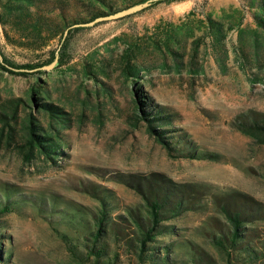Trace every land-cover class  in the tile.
<instances>
[{
    "label": "rangeland",
    "instance_id": "1",
    "mask_svg": "<svg viewBox=\"0 0 264 264\" xmlns=\"http://www.w3.org/2000/svg\"><path fill=\"white\" fill-rule=\"evenodd\" d=\"M108 1L119 10L126 2ZM255 1L191 0V6L189 0L155 2L131 16L75 30L66 62L54 70H33L27 75L0 70V104L7 98H26L34 87L39 103L58 105L69 118L64 125L31 103L27 111L61 137L63 153L56 162L40 157L28 163L19 153L0 149V186L10 183L24 194L55 195L58 210L73 202L94 213L99 201L86 186L110 189L120 205L111 213L115 216L124 212V205L142 201L135 191L111 179L115 173L161 172L177 182L202 183L210 191L204 205L165 223L171 228L155 244L158 252L169 245V253L162 248V257L169 254L171 264H189V246L194 242L216 264H264V257L253 263L244 254L227 257L210 243L208 233L213 217L224 220L214 205V194L242 192L264 202V145L231 127L244 111L264 112V29L256 18L264 16V10ZM82 13L73 10V14ZM208 17L224 24V39L208 35ZM230 26L236 29L229 30ZM192 30L198 41L187 40ZM167 32L174 35L171 47L180 54V62L154 48V40L164 41ZM0 47L18 64L37 58L28 50L7 45L1 24ZM126 52L133 53L144 68L138 82L123 75ZM134 89L165 107L172 126L186 132L199 150L215 153L216 159L170 157L148 133L145 122L136 125ZM72 214L71 225L67 216L55 214L51 220L30 205L2 217L0 246L5 253L0 264H93V258L76 257L66 240H82L89 227L83 219L91 220V215ZM253 226L264 230V222ZM113 241L107 260L118 253L116 264H140L137 255ZM79 252L84 253L82 246Z\"/></svg>",
    "mask_w": 264,
    "mask_h": 264
},
{
    "label": "trees",
    "instance_id": "2",
    "mask_svg": "<svg viewBox=\"0 0 264 264\" xmlns=\"http://www.w3.org/2000/svg\"><path fill=\"white\" fill-rule=\"evenodd\" d=\"M147 1L126 0L123 8L119 10L108 0H0V24L6 44L28 50L37 57L30 63L18 64L10 60L0 47V53L3 55L0 70L2 73L13 75H27L33 70L44 73L37 69L49 65L57 54L59 67L66 62V49L72 33L80 28L74 27L75 25L89 23L99 17ZM175 1L181 0H165L158 3ZM255 3H260L261 9L264 10V0H256ZM74 9H80L83 13L73 14ZM256 18L259 27L264 29V16L258 15ZM241 23L242 21L238 26ZM206 25L209 36L218 40L225 38V26L222 22L208 17ZM234 29L236 28L229 27V30ZM188 35L187 40H199L193 30ZM173 37L174 35L167 32L164 41L154 40V48L166 55H173L175 61L180 62L177 59L180 54L171 47ZM55 42L57 47H53ZM137 61L138 58L133 53L126 52L121 67L127 80L138 82L142 78L144 68ZM87 70L97 76L95 72H90L88 66ZM36 93L37 90L32 87L26 98L12 97L1 102L0 149L15 151L28 163L40 157L56 162V156L63 153L60 151L61 137L50 133L27 108H31L33 103L39 107L40 112L52 119H58L64 125L69 118L58 105L48 101L39 103L41 98ZM134 93L138 111L136 125L145 122L148 133L167 150L170 157L216 159L215 153L199 150L186 132L172 126L173 118L165 107L155 103L148 94L139 89H134ZM23 111L24 117L21 116ZM231 127L249 137L255 144L264 145V112L254 109L244 111L234 118ZM111 179L135 191L142 201L137 205H124V212L113 216L111 213L120 206L114 192L110 189L86 186V191L99 201L97 213L73 202H68V205L64 203L66 209L58 210L56 206L60 202L55 195L45 198L24 194L15 185L3 183L0 186V219L27 205L37 208L47 217L50 216L51 220L55 214L67 216L70 225L73 223V219L69 217L74 215L72 211L80 213L82 217L91 215V220L83 219L89 227L82 240L74 242L66 238L69 250L80 260L89 261L93 258V264H116L114 258L119 256L118 253L107 260L113 239L114 245L137 255L140 264L148 261L152 264H171L169 254L163 257L160 254L163 249L169 253L170 246H163L161 252H158L159 248L155 244L160 236L169 233L171 226L165 223L186 212L199 210L204 205L210 194L207 186L196 182H177L161 172H119ZM212 197L224 220L212 218V230L208 232L210 243L229 258L235 254H244L249 263H253L264 257V250L258 249H264V230L253 226L264 222V202L242 192L214 194ZM80 246L84 248V253L79 252ZM189 249V264H216L213 256L199 244L192 242ZM4 253L3 247L0 246V261L4 259ZM158 253L160 257L157 256Z\"/></svg>",
    "mask_w": 264,
    "mask_h": 264
},
{
    "label": "water",
    "instance_id": "3",
    "mask_svg": "<svg viewBox=\"0 0 264 264\" xmlns=\"http://www.w3.org/2000/svg\"><path fill=\"white\" fill-rule=\"evenodd\" d=\"M158 1H165V0H148L147 2H144L142 4H138V5L132 6L130 8L121 10V11H119L117 13H114V14H110V15H107V16L99 17V18H97L94 21L89 22V23L75 25L74 27H91V26H94V25H96L98 23H101V22L119 20V19H122V18H125V17H128V16H131L133 14H136L138 12H141V11L149 8L155 2H158ZM69 29L66 31V34L69 31ZM0 62H3V55L1 53H0ZM58 63H59V54L56 55L55 60L53 62H51L49 65H45V66H43L41 68H38L37 70L51 71V70H54L57 67Z\"/></svg>",
    "mask_w": 264,
    "mask_h": 264
},
{
    "label": "clouds",
    "instance_id": "4",
    "mask_svg": "<svg viewBox=\"0 0 264 264\" xmlns=\"http://www.w3.org/2000/svg\"><path fill=\"white\" fill-rule=\"evenodd\" d=\"M189 6H191V0H189Z\"/></svg>",
    "mask_w": 264,
    "mask_h": 264
}]
</instances>
